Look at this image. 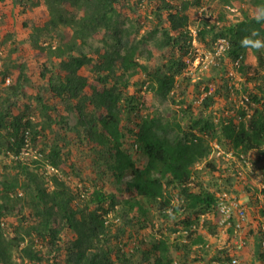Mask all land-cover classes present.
Here are the masks:
<instances>
[{"label": "trees", "instance_id": "trees-1", "mask_svg": "<svg viewBox=\"0 0 264 264\" xmlns=\"http://www.w3.org/2000/svg\"><path fill=\"white\" fill-rule=\"evenodd\" d=\"M204 1L217 0L35 2L44 6L48 19L34 32L46 38L54 33L60 42L52 46L34 38L32 45L37 54L58 63L41 64L38 78L46 81L34 95L25 94L32 76L13 51L0 70L3 81L10 70H18L0 92V148L12 156V165H3L0 179V264H134L135 252L123 241L126 231L117 227L111 233L113 224L108 217L117 206L143 216V221L154 213L166 221L175 220L170 232L195 235L191 244L201 246L200 253L206 243L204 234H217L221 218L217 193L239 195L236 170L219 182L201 180L194 188L195 176L215 170L212 161L195 169L212 153V143L221 151L220 158L232 152L243 165L245 157L254 152L264 182V48L241 46L245 37L264 43V0H220L229 8L243 2L254 9V15L244 13L242 20H235L229 9L219 10L213 22L202 20L197 25L194 36L187 10L200 8ZM125 10L132 17L125 16ZM142 15L153 24L143 33ZM194 40L213 54L220 41L225 44L209 75L196 82L186 75ZM96 41L100 45L92 48ZM154 51L159 52L160 61L149 67ZM247 52L256 60L254 68L245 61ZM229 64L237 66L245 84H253L244 88L248 109L230 102L229 113L218 109L220 115L214 119L204 113L219 100L229 101L233 81ZM86 67L91 76L81 73ZM138 75H144L141 84L160 103L179 106L180 115L167 118L149 98L128 93L130 79ZM190 93L200 101L196 107L188 101ZM89 106L92 109L87 114ZM73 112L86 132L83 145L89 148L92 174L102 182L112 177L110 192L96 183L90 189H73L59 175L71 174L84 181L82 170L71 161L68 142L60 145V132L55 129L61 126L66 131ZM128 133L132 141L127 140ZM40 143L44 160H33L34 168L43 162L56 173H39L23 161V154ZM260 195L264 197V188ZM25 206L30 214L18 217L17 208L23 212ZM11 217L16 224L7 234ZM261 242V236L255 235V255L264 261ZM191 244L173 245L160 239L152 247L157 252L155 264H176L173 253L182 248L189 254ZM199 258L192 260L202 264Z\"/></svg>", "mask_w": 264, "mask_h": 264}, {"label": "rangeland", "instance_id": "rangeland-1", "mask_svg": "<svg viewBox=\"0 0 264 264\" xmlns=\"http://www.w3.org/2000/svg\"><path fill=\"white\" fill-rule=\"evenodd\" d=\"M37 1L38 0H0V70L2 64L7 58H9L11 51H13L14 57L19 56L17 62L26 63L27 71L30 76H32V82L26 84L24 88L26 95H34L38 92L40 85H45L46 80H41L38 78L37 74V72L42 69L41 64L44 61L58 63V60L55 58L47 60L45 55L37 54V49L32 45V39L34 38H39V41H46L45 44L51 43L52 46H56L60 42L59 38L55 36L54 33L52 38H46L45 36L41 37L34 32L37 27H42L48 19L43 12L45 9L44 6H36L35 2ZM234 5L236 6L229 8L224 5L223 1L217 0L210 3L204 1L200 8L192 6V8L187 10V13L190 15V28L193 35L195 36L196 27L202 20L213 22L217 12L225 8L234 13L232 17L235 20H242L244 13L248 16L254 15V9L247 4L237 1L236 4L234 2ZM125 16L132 17V14L130 11L125 10ZM140 21L144 26L140 31L141 33H143L144 29L150 28L153 25L144 15L141 16ZM10 36L13 37L11 38ZM99 43V41H96L95 44L92 43V48L100 45ZM83 48L86 53L90 52L89 46ZM215 51V54H213L196 40L192 42L191 52L189 54V66L186 70V75L191 76L193 82L198 81L203 76L209 75V69L215 64L216 56L224 51L221 48V44L219 46L216 45ZM153 57L154 59L148 62L149 67L156 66L160 61L159 52L154 51ZM245 61L252 65V68L256 66V60L250 52L245 54ZM47 66H49V62ZM235 67L237 66L229 64V71L231 75H233L232 90L229 101L226 102L224 100H219V102L213 107L205 111L204 115L210 114L212 118L215 117L214 119H216L220 115L218 109H221V111L227 115L230 109V102H232L236 108L244 107L245 109H248V105L246 104L248 101L244 88H252L253 84H245V79L236 71ZM9 73L10 76H6L5 81H3V77L0 73V92H2L10 81L16 77L18 70L13 69L10 70ZM81 73L87 76L92 75L87 67L83 68ZM144 78V75H138L130 79L128 93L133 94L139 92V95L149 98L152 101V104L157 106L160 113L167 118H170L174 114L180 115L181 112L179 106L173 105L169 102L160 103L150 92H148L146 85L143 86L141 84ZM188 101H191L195 107L200 102L194 98L192 93H190ZM91 109L90 106L86 107L85 112L87 113ZM248 111L250 112V110ZM142 114H144V111L141 112V115ZM230 114L233 113L231 112ZM78 118V115L73 112L66 125V131L63 130L61 126H55V129L60 132V134L58 133L60 136V145L68 142L67 149L70 150L71 161L75 162L77 167L82 170L81 176L84 178V181H80L79 178L71 174L60 173L59 175L61 179L65 181L66 185H69L73 189H75L76 186L81 190L90 189L92 184L96 183L98 186L103 185L104 189L110 192V189L114 187L112 184V177L108 176V179L102 182L98 179L97 175L92 174L91 160L87 156L89 148H87L86 145H83V143L85 144L87 141V138H85L86 132L80 128ZM76 128H80V130H76ZM127 140H133L132 135L129 133L127 135ZM41 146L40 143L36 148H30L27 150L22 156L23 161L28 164L31 170H35L39 173L47 172L48 175L56 173V171H53V169L43 162L37 170L34 168L33 160H44L39 152ZM212 146L214 149L210 156L201 163L196 164L195 169L201 170L206 166L207 162L212 161L215 164V170L212 172L204 171L200 176H195L192 180V184L196 185L194 188L197 189V183L199 185L201 180L208 181L211 179L212 181L219 182L221 177H225L234 170L238 171L239 178L238 183H236L235 186V191L238 192L239 195L234 194L230 196L236 199V201L241 202L246 210L245 219L242 221L243 224L241 231L234 234L233 229L227 228L226 226L221 227L217 224V234L213 235L208 232V234H204L206 243L203 248L204 250L199 253L198 251L201 246H193L191 244L192 239H195V235L187 234L183 230H179L176 233L170 232V227L175 224V220L170 219L169 221H166L162 217H159L158 213H154V216L150 217L149 221H143V216H139L136 212L126 211V207L123 208L117 206L108 217V220L113 224L111 227V229H113L111 230V233H114L117 227L126 231L123 241L124 243H127L130 250L135 252L134 264H155V256L157 252L154 251L152 247L153 244L157 243V241L162 238L168 239L173 245H176L177 243L191 244V252L189 254L182 248L173 253L176 264H195L196 262L192 259L194 256L198 257L199 255L200 258L198 260L201 259L202 264H227L232 256H238L241 261L240 264H264L263 259L256 257L255 255V235H260L262 239L264 237L262 231V225L264 224V197L260 195L261 190L264 188V182L262 173L259 169L260 164L258 165L255 163L256 154L254 152L249 153L245 157V165H243V163L239 162L238 158L232 152L228 153L223 158H220L221 151H219L218 146L215 143H212ZM3 165L4 167L11 166L12 156H8L5 153L4 148H0V179L5 172ZM127 180H129V177L125 178L124 181ZM45 181L46 184L49 185V190H51V182L48 178L47 180L45 178ZM119 186L124 189L123 184ZM83 187L85 188L83 189ZM122 192L124 195L127 194L125 191ZM218 194L220 193H217V196ZM251 197H256L258 199L257 203H254ZM16 212L18 217L30 214L27 206H25L23 212H20L19 208H17ZM209 218L212 221V225L217 227L214 218L210 216ZM7 221V234H9V232H11V225L16 224V218L11 217ZM128 222L129 224H127ZM199 232L202 234L205 233L203 229H200ZM241 237L244 242L243 248L241 250H235L236 242H238ZM15 255L17 256V254ZM215 257H220V260L214 261ZM62 259H64L63 256ZM15 261L19 262L17 257ZM22 264H26V262H23Z\"/></svg>", "mask_w": 264, "mask_h": 264}, {"label": "built area", "instance_id": "built-area-1", "mask_svg": "<svg viewBox=\"0 0 264 264\" xmlns=\"http://www.w3.org/2000/svg\"><path fill=\"white\" fill-rule=\"evenodd\" d=\"M221 48L224 50V42L220 41ZM218 209L221 213V218L219 220V225L226 226L227 228H232L234 234L241 231L242 221L245 219V208L243 204L236 199L232 198L228 193L221 192L218 194ZM262 231L264 233V224L262 225ZM244 242L242 237L238 242H236L235 250H241L243 248ZM262 248L264 250V237L261 242ZM227 264H240V259L238 256H232Z\"/></svg>", "mask_w": 264, "mask_h": 264}, {"label": "clouds", "instance_id": "clouds-1", "mask_svg": "<svg viewBox=\"0 0 264 264\" xmlns=\"http://www.w3.org/2000/svg\"><path fill=\"white\" fill-rule=\"evenodd\" d=\"M262 17H257V19H260ZM253 35H257L256 33H253ZM241 46L247 47V46H251L257 50H259L260 48H264V43H262L260 40H252L248 37H245L242 41H241ZM241 262V261H240Z\"/></svg>", "mask_w": 264, "mask_h": 264}]
</instances>
